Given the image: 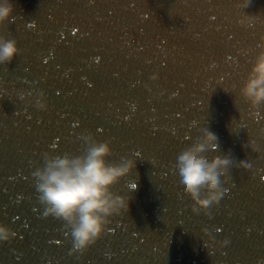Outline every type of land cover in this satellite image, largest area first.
Instances as JSON below:
<instances>
[{
	"label": "water",
	"instance_id": "water-1",
	"mask_svg": "<svg viewBox=\"0 0 264 264\" xmlns=\"http://www.w3.org/2000/svg\"><path fill=\"white\" fill-rule=\"evenodd\" d=\"M0 36V264H260L264 261V100L243 92L264 53V0H14ZM227 158L210 203L182 192L170 156ZM108 142L135 159L112 185L129 197L103 235L77 249L49 214L38 171ZM136 183L134 189L128 187Z\"/></svg>",
	"mask_w": 264,
	"mask_h": 264
},
{
	"label": "clouds",
	"instance_id": "clouds-1",
	"mask_svg": "<svg viewBox=\"0 0 264 264\" xmlns=\"http://www.w3.org/2000/svg\"><path fill=\"white\" fill-rule=\"evenodd\" d=\"M247 6L248 0H243ZM14 0H0V24L12 16ZM19 51L16 40L0 36V62L10 61ZM243 92L253 103L264 100V53L252 65L250 78ZM204 140L174 152L169 158V171L172 182L182 191L197 198L200 188L207 186L217 189L209 197L201 198L205 204L217 199L222 193L218 190L217 169L227 164V158L214 157L209 161L199 155L206 146L215 149L217 136L208 129H202ZM108 142L91 146L87 153L79 156H58L51 159L38 171L37 190L46 210L58 218L72 223L71 236L75 248H85L95 243L105 231V216L114 211L126 210L129 197L112 191V185L129 174L136 166L135 159L112 163L107 159L111 152ZM134 189L136 183H129ZM14 232L8 225L0 223V240L8 239ZM260 264H264L261 261Z\"/></svg>",
	"mask_w": 264,
	"mask_h": 264
}]
</instances>
